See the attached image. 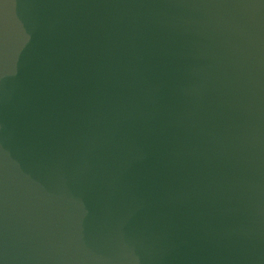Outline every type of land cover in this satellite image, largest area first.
I'll list each match as a JSON object with an SVG mask.
<instances>
[{
  "label": "water",
  "instance_id": "1",
  "mask_svg": "<svg viewBox=\"0 0 264 264\" xmlns=\"http://www.w3.org/2000/svg\"><path fill=\"white\" fill-rule=\"evenodd\" d=\"M0 264H264V0H0Z\"/></svg>",
  "mask_w": 264,
  "mask_h": 264
}]
</instances>
